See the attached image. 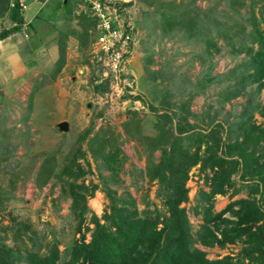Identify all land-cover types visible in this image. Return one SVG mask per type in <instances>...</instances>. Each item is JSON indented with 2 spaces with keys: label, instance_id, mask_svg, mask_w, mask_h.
<instances>
[{
  "label": "rangeland",
  "instance_id": "rangeland-1",
  "mask_svg": "<svg viewBox=\"0 0 264 264\" xmlns=\"http://www.w3.org/2000/svg\"><path fill=\"white\" fill-rule=\"evenodd\" d=\"M101 1L106 22L121 31L129 30L133 37L134 43L117 68L107 59L103 60L93 46L99 33L97 29H88L85 33L81 28L83 33L74 34L81 27L76 22L84 8L88 14L84 4L77 6V15L73 13L68 19L64 16L47 25L43 18L35 21L33 27L37 26L42 34L34 43L29 34L13 38L15 45L20 44L22 56L14 75H9L11 60L0 57V71L4 69V75H0V194L6 192L5 196L10 197L1 207L0 225H10L13 219L19 223L27 220L32 230L44 235V244L58 242L60 263L68 260L69 246L79 241L83 230L81 233L75 230L77 221L70 213L68 186L56 180L53 172L41 184L44 169L51 167L58 171L67 157L72 159L84 173L76 183L83 181L88 187L98 185L93 197L86 195V205L99 218L110 205L109 190L113 192L109 193L113 199L134 201L139 212L158 209L168 216L162 198L157 197L160 183L157 179L150 180L149 176L164 162L162 149L153 153L148 150L150 139L157 134L156 123L163 122L161 115L173 117V135H177L179 114L187 115L190 124L206 125L207 120L214 118L215 123L223 125L222 138H225L226 129L229 126L236 129L243 107L251 99L263 108L253 112V119L264 128V91L220 104L218 101L231 82H208L203 89L197 88L206 73L208 78L219 77L248 59L244 53H231L228 37L237 45L242 35H236L240 27H230L233 23L240 24L248 32L252 17L262 29L264 0ZM52 7L45 8L48 19L55 13ZM164 15L172 18L169 24ZM183 16L195 24L196 30L210 31L209 38L213 39L216 50L213 47L207 50L197 37H187L184 31L178 30V24L188 22ZM217 23H222L220 33L215 30ZM72 31L74 35L64 43V36ZM5 52L6 46L0 47V54L5 56ZM62 54L63 65L58 71ZM103 82H107V87L100 85ZM99 86L104 89L102 94L101 88L97 89ZM251 87L254 89L255 85ZM126 94L129 97L125 98ZM182 105L186 111L180 110ZM204 114L207 117L202 120ZM63 122L68 125L66 132L57 127ZM89 128V135L81 139ZM102 137L110 141L105 153L119 151L115 164L110 162L113 172L106 170V163L92 151ZM92 138L97 142H92ZM165 150L169 151V146ZM211 175L209 170L202 171L200 164L188 170L185 183L188 201L180 208L185 209L194 238L202 231L203 212L207 207L205 202H199V193L209 191L205 177ZM230 182L232 186L227 194L212 200V213H218L235 200L249 198L253 181H240L236 174ZM251 198L264 211V195L253 194ZM89 216L90 213L86 223ZM224 217L236 219L230 213ZM85 238L87 242L89 233ZM6 244H13L11 238H7ZM195 247L204 251L207 259L218 260L226 256L236 258L243 245L237 242L220 248L216 244L205 247L196 243ZM41 253H47L46 246Z\"/></svg>",
  "mask_w": 264,
  "mask_h": 264
},
{
  "label": "trees",
  "instance_id": "trees-1",
  "mask_svg": "<svg viewBox=\"0 0 264 264\" xmlns=\"http://www.w3.org/2000/svg\"><path fill=\"white\" fill-rule=\"evenodd\" d=\"M73 1H77L79 6L86 5L83 0ZM8 9L14 25L0 31V41L24 26L20 1L0 0V16ZM163 17L166 18V24L171 22L172 18L165 15ZM183 18L185 19V16ZM79 21L83 32L97 29L99 25L97 17L90 12L88 15H79ZM85 22L87 24L84 26ZM262 22L263 28L259 29L258 22L251 17L249 23L252 25L248 32L243 25L232 24L230 29L240 27L236 35L241 34L242 37L237 39V45L228 37L227 44L231 47V53H244L248 59H243L242 63L219 77L208 78L206 73V77L197 83V88L203 89L208 82H231L223 91L222 99L218 101L220 104L232 98L256 95L264 91V17ZM178 25V30L184 31L187 37H197L207 50L215 48L213 39L209 38L210 31L203 32L202 28L196 30L191 21ZM221 25L222 23H217L215 26L218 33L221 32ZM98 36L99 33L94 40ZM64 48L62 45L61 49ZM62 65L63 54L58 61V71ZM96 81L97 78H94V82ZM100 85L107 87V82ZM253 85L254 89L251 87ZM102 86L97 88H101V94L104 90ZM127 97L129 95L126 94L125 98ZM259 109L263 110L260 104L248 99L236 123V129L229 126L225 131V138H222L223 125L220 122L215 123L214 118L207 120L206 125L190 124L187 115L179 114L175 129L177 135H173V117L161 115L163 122L156 123L157 134L150 139L151 146L148 150L153 153L162 149L164 162L155 167L149 176L150 180L157 179L160 183L157 197L162 198L169 211L168 216L162 215L158 209L151 211L147 208L139 212L134 201L113 199L109 194L113 192L109 190L107 194L110 197V205L99 218L86 205V195L93 197L98 185L88 187L83 181L77 184L76 180L84 173L78 165L75 166L72 159L67 157L57 172L51 167L44 169L45 177L41 184H45L49 180V173L53 172L56 180L63 181L68 186L71 196L70 213L77 221L75 230L80 233L83 230V233L79 241L70 244L68 260L60 263L56 240L46 245L43 242L44 235L32 230L27 220L19 223L13 219L10 225H0V264H264V211L258 202L251 198L253 194L264 195V128L256 125L253 119V112ZM151 110L157 111L153 108ZM180 110L186 111L185 106H180ZM198 117L200 119V116ZM206 117L205 114L201 116L202 120ZM90 131V128L87 129L80 138L84 140ZM95 140L97 139H91L92 142ZM107 146H110L109 139L103 140L102 137L98 140L96 149L92 151L106 163L104 168L113 172L110 165L114 163L119 151L115 149L113 154L110 151L105 153ZM166 146H169V151L165 150ZM192 147L194 151L190 150ZM198 164L202 171L209 170L212 175L210 178L205 177L209 191L199 193V202H205L207 207L203 212L202 231L194 238L185 209L180 208V205L188 201L185 188L188 170ZM236 174H239L240 181H253L249 198L235 200L218 213H212V200L215 196L227 194V189L232 186L231 177ZM70 177L73 181H69ZM5 195L6 192L0 194V210L4 201L10 199ZM236 207L237 210L234 209ZM88 213L90 216L86 223ZM227 213L236 219L224 217ZM89 225L93 227L90 228ZM86 233H89L90 237L87 242ZM8 237L13 241L11 246L6 244ZM237 242H241L243 247L236 258L226 256L209 260L204 251L195 247L198 243L205 247L216 244L223 248ZM45 246L47 253L43 254L41 249Z\"/></svg>",
  "mask_w": 264,
  "mask_h": 264
},
{
  "label": "crops",
  "instance_id": "crops-1",
  "mask_svg": "<svg viewBox=\"0 0 264 264\" xmlns=\"http://www.w3.org/2000/svg\"><path fill=\"white\" fill-rule=\"evenodd\" d=\"M20 3H23L26 6V9L23 10L22 12V20L24 23V26L22 27L21 30H19L18 32L10 35L8 38L0 41V47L2 46H6V52H5V56L0 54V57L2 58H7L11 60V63H9V75L12 76V74L14 75V71L18 70V62L20 61V58L22 57L19 50V46L20 44L18 43L19 46L15 45L17 42H14L13 38H20L19 36L21 34H29V38L31 43H34L32 41H34L35 39H40V36L42 33L39 31V28L37 26H34V22L35 21H40L39 19L43 18L44 20H46L45 24L47 25V23H49L50 21H54L56 19L59 18H63L64 16H66L68 19L69 15L78 12L76 9L77 6H79V4L77 5V1H73V0H19ZM71 1V2H70ZM12 4V2L10 3V5ZM48 6H53L52 8H54V14L53 17H50L48 19V16L44 14L45 8ZM81 6V5H80ZM78 8V7H77ZM83 10V9H82ZM86 9L84 8V11L82 12V15H86ZM10 10H7V14L5 13L4 15L0 16V31L2 29H8L10 27H12L14 25V23L11 21L10 19V14H9ZM88 12L91 13L90 9L88 10ZM65 14V15H64ZM74 15H77V13H75ZM88 15V14H87ZM9 16L8 21H9V27L8 24L6 25V18ZM83 21V20H82ZM79 24V26H81V22L77 20V22ZM77 30V31H76ZM75 30L74 34H76L77 32H81V27H77V29ZM96 30V29H94ZM73 34V31L70 32V34H67L64 36V43L67 40V38ZM73 34V35H74ZM17 41V40H16ZM10 42V44L8 43ZM19 42V41H18ZM22 44V43H21ZM13 63V64H12ZM15 66V68H14ZM4 69L1 68L0 71V75L3 76L4 75ZM5 74L8 76V71H5ZM222 196H220L221 198Z\"/></svg>",
  "mask_w": 264,
  "mask_h": 264
},
{
  "label": "built area",
  "instance_id": "built-area-1",
  "mask_svg": "<svg viewBox=\"0 0 264 264\" xmlns=\"http://www.w3.org/2000/svg\"><path fill=\"white\" fill-rule=\"evenodd\" d=\"M86 6H90L89 9L93 16L99 20L97 30L99 36L93 42V46L100 53L101 58L107 59L114 65V69L119 66V63L125 58L130 46L134 43L132 41L129 30L121 31L119 27H115L109 22H106L105 14L103 10V2L101 0H83ZM20 7L24 10L26 6L20 3Z\"/></svg>",
  "mask_w": 264,
  "mask_h": 264
},
{
  "label": "water",
  "instance_id": "water-1",
  "mask_svg": "<svg viewBox=\"0 0 264 264\" xmlns=\"http://www.w3.org/2000/svg\"><path fill=\"white\" fill-rule=\"evenodd\" d=\"M57 127L61 132H66L68 130V125L65 122L58 124Z\"/></svg>",
  "mask_w": 264,
  "mask_h": 264
}]
</instances>
